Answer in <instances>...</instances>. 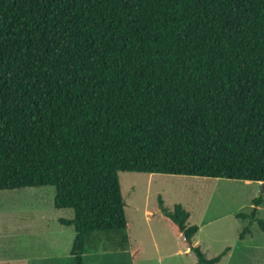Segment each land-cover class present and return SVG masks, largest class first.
Masks as SVG:
<instances>
[{
  "label": "trees",
  "instance_id": "obj_1",
  "mask_svg": "<svg viewBox=\"0 0 264 264\" xmlns=\"http://www.w3.org/2000/svg\"><path fill=\"white\" fill-rule=\"evenodd\" d=\"M124 172L264 183V0H0V191L53 187L85 264L129 247Z\"/></svg>",
  "mask_w": 264,
  "mask_h": 264
},
{
  "label": "rangeland",
  "instance_id": "obj_2",
  "mask_svg": "<svg viewBox=\"0 0 264 264\" xmlns=\"http://www.w3.org/2000/svg\"><path fill=\"white\" fill-rule=\"evenodd\" d=\"M119 178L130 225L129 247L117 249L94 240L85 264H199L184 235L177 236L157 213L159 197L169 210L177 204L186 208L188 225L199 227L192 245L208 258L230 248L218 264H264V232L254 223L241 240L250 220L237 217L256 214L264 220V184L130 172ZM54 196L53 187L0 191V264H72L75 230L59 219H72L74 212L55 209ZM257 198H262L261 206L253 204ZM136 249L141 250L133 260Z\"/></svg>",
  "mask_w": 264,
  "mask_h": 264
},
{
  "label": "water",
  "instance_id": "obj_3",
  "mask_svg": "<svg viewBox=\"0 0 264 264\" xmlns=\"http://www.w3.org/2000/svg\"><path fill=\"white\" fill-rule=\"evenodd\" d=\"M264 184V183H263ZM184 237H185V235H184ZM186 239V238H185ZM189 243H190V247L192 248L193 247V245H192V242L191 241H189L188 239H186Z\"/></svg>",
  "mask_w": 264,
  "mask_h": 264
},
{
  "label": "crops",
  "instance_id": "obj_4",
  "mask_svg": "<svg viewBox=\"0 0 264 264\" xmlns=\"http://www.w3.org/2000/svg\"><path fill=\"white\" fill-rule=\"evenodd\" d=\"M148 213H149V212H148ZM150 214H151V213H150ZM46 234H47V233H46ZM195 236H196V235H195ZM193 247H194V246H193ZM193 247H192V248H193ZM230 250H231V249H230ZM230 250H229V251H230Z\"/></svg>",
  "mask_w": 264,
  "mask_h": 264
}]
</instances>
